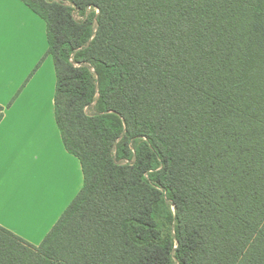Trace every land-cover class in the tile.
I'll return each mask as SVG.
<instances>
[{"label": "trees", "instance_id": "16d2710c", "mask_svg": "<svg viewBox=\"0 0 264 264\" xmlns=\"http://www.w3.org/2000/svg\"><path fill=\"white\" fill-rule=\"evenodd\" d=\"M20 1L83 183L0 264H264V0Z\"/></svg>", "mask_w": 264, "mask_h": 264}, {"label": "crops", "instance_id": "0c3cea01", "mask_svg": "<svg viewBox=\"0 0 264 264\" xmlns=\"http://www.w3.org/2000/svg\"><path fill=\"white\" fill-rule=\"evenodd\" d=\"M46 50L44 21L20 0H0V227L32 246L83 183L55 124V72Z\"/></svg>", "mask_w": 264, "mask_h": 264}, {"label": "rangeland", "instance_id": "374dc122", "mask_svg": "<svg viewBox=\"0 0 264 264\" xmlns=\"http://www.w3.org/2000/svg\"><path fill=\"white\" fill-rule=\"evenodd\" d=\"M77 19H79V17H76Z\"/></svg>", "mask_w": 264, "mask_h": 264}]
</instances>
